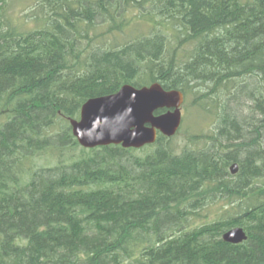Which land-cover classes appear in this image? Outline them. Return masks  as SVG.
<instances>
[{"label":"trees","instance_id":"obj_1","mask_svg":"<svg viewBox=\"0 0 264 264\" xmlns=\"http://www.w3.org/2000/svg\"><path fill=\"white\" fill-rule=\"evenodd\" d=\"M36 3L29 26L0 0V264H264V0ZM154 82L253 115L225 105L198 149L79 143L88 99ZM219 198L238 211L196 223ZM237 226L247 240L225 241Z\"/></svg>","mask_w":264,"mask_h":264},{"label":"water","instance_id":"obj_2","mask_svg":"<svg viewBox=\"0 0 264 264\" xmlns=\"http://www.w3.org/2000/svg\"><path fill=\"white\" fill-rule=\"evenodd\" d=\"M185 93L166 89L160 82L137 87L124 84L116 93L88 99L81 108L80 118H71V126L79 143L86 148L122 145L142 148L157 141L159 133L174 136L183 121ZM166 109L162 113H157ZM238 163L231 166L232 173ZM227 242L241 243L248 234L241 226L226 231Z\"/></svg>","mask_w":264,"mask_h":264},{"label":"rangeland","instance_id":"obj_3","mask_svg":"<svg viewBox=\"0 0 264 264\" xmlns=\"http://www.w3.org/2000/svg\"><path fill=\"white\" fill-rule=\"evenodd\" d=\"M36 4V0H10L8 16L16 23L25 22V25L35 26V21L30 14L33 13ZM138 14L136 9L129 8L126 16L133 20ZM151 25V22L145 24V26L140 24L137 31H135V28H128L124 32L115 31V33L108 36V39L109 41L118 40L119 43H122L136 35H149L152 33ZM186 56L189 55H184L183 57ZM228 97V94H221L219 100L217 98L218 103L212 102V100H208V102L205 100L207 102L205 107L203 105L204 101L199 103L196 100L197 96L195 93L186 96L182 106V125L179 131L171 137L174 139V145L177 146L178 150L185 147L198 149L212 145L211 139L219 130L220 114H223L225 105L231 106L229 108L230 113L237 118L246 119V117L250 118L253 115L249 107L250 102L247 101L248 104H246L244 97L234 98L235 100H231L232 97ZM236 208V203L231 204L229 200L219 198L199 211L201 216L196 217V223L214 220L222 216L226 210H231L235 213L238 211V208Z\"/></svg>","mask_w":264,"mask_h":264},{"label":"bare ground","instance_id":"obj_4","mask_svg":"<svg viewBox=\"0 0 264 264\" xmlns=\"http://www.w3.org/2000/svg\"><path fill=\"white\" fill-rule=\"evenodd\" d=\"M251 65V64H250Z\"/></svg>","mask_w":264,"mask_h":264}]
</instances>
